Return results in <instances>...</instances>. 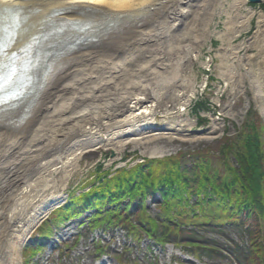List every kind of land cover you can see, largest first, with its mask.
Masks as SVG:
<instances>
[{
    "label": "bare ground",
    "instance_id": "bare-ground-1",
    "mask_svg": "<svg viewBox=\"0 0 264 264\" xmlns=\"http://www.w3.org/2000/svg\"><path fill=\"white\" fill-rule=\"evenodd\" d=\"M226 1L0 0V55L43 54L0 119V264H20L21 246L67 199L62 191L88 149L157 136L158 117L165 134L184 127L175 119L196 92L189 71L200 46L181 31L206 5L222 11ZM246 2L224 12L240 15ZM247 13L264 30V15ZM251 75L264 109L261 72Z\"/></svg>",
    "mask_w": 264,
    "mask_h": 264
},
{
    "label": "rangeland",
    "instance_id": "rangeland-1",
    "mask_svg": "<svg viewBox=\"0 0 264 264\" xmlns=\"http://www.w3.org/2000/svg\"><path fill=\"white\" fill-rule=\"evenodd\" d=\"M231 3L233 0H227L222 11L206 5L188 28L181 31L200 46L196 45L200 49L199 61L189 71L196 92H187L191 96L182 111V106L177 107L181 115L176 117L175 122L184 121V127L176 134H165L160 125L162 117H158L157 136L136 141L122 139L112 146L100 145L88 149L73 171L67 187L61 190L63 193L79 195L89 191L100 167L102 172H114L146 159H163L201 148H216L224 136H232L248 121L250 112L252 118H259L264 125V109L257 98L251 75L261 72L260 80L264 84L261 52L264 30L259 27V15L249 18L247 13L251 9L264 15V0L254 7L247 0L239 10L240 15L232 11L224 12L230 9ZM154 88L158 89L156 85ZM198 120H203V124L199 125ZM146 204L143 214L153 218L162 215L164 203L159 194L154 199L149 197ZM136 205L137 202H133L130 212L124 215L121 222L110 227H94L91 213L59 224L51 217L44 221L42 218L20 248V264H240L250 255L246 248L249 237L237 227L226 228L221 233H214L208 228H201L198 232L183 230L177 241H194L210 248H220L213 252L203 249L197 259L189 255L190 248L158 245L147 234L135 230L141 217ZM43 229H47L44 235L41 234ZM163 231V228L159 229V233ZM103 248V253H100ZM225 248H231L240 255L235 254L236 258L224 255L222 250ZM249 258L247 264L249 260L253 264L252 256ZM262 259L259 261L264 264Z\"/></svg>",
    "mask_w": 264,
    "mask_h": 264
},
{
    "label": "trees",
    "instance_id": "trees-1",
    "mask_svg": "<svg viewBox=\"0 0 264 264\" xmlns=\"http://www.w3.org/2000/svg\"><path fill=\"white\" fill-rule=\"evenodd\" d=\"M252 116L250 112L248 121L232 136H224L216 148L147 159L114 173L102 172L100 167L89 191L72 193L68 202L52 213L51 219L59 224L91 213L94 227H110L121 222L133 202H137L141 217L134 228L157 243L180 238L183 230L198 232L208 228L221 233L237 227L249 237L246 248L253 264H262L259 259H264V125ZM198 121L203 124V120ZM158 194L164 203L162 215L148 217L143 214L146 201ZM162 228L163 233H159ZM187 244L195 253L215 250L194 241ZM223 250L240 255L231 248Z\"/></svg>",
    "mask_w": 264,
    "mask_h": 264
},
{
    "label": "snow or ice",
    "instance_id": "snow-or-ice-1",
    "mask_svg": "<svg viewBox=\"0 0 264 264\" xmlns=\"http://www.w3.org/2000/svg\"><path fill=\"white\" fill-rule=\"evenodd\" d=\"M92 13V10H88ZM88 27H94L91 21L84 22ZM0 29V32H3ZM3 36L0 35V49L4 48ZM21 55L11 53L0 55V119L4 118L9 99H18L22 90L33 81L40 67L42 52L40 49H21Z\"/></svg>",
    "mask_w": 264,
    "mask_h": 264
},
{
    "label": "water",
    "instance_id": "water-1",
    "mask_svg": "<svg viewBox=\"0 0 264 264\" xmlns=\"http://www.w3.org/2000/svg\"><path fill=\"white\" fill-rule=\"evenodd\" d=\"M250 2H252V3H258V2H260V0H249Z\"/></svg>",
    "mask_w": 264,
    "mask_h": 264
}]
</instances>
